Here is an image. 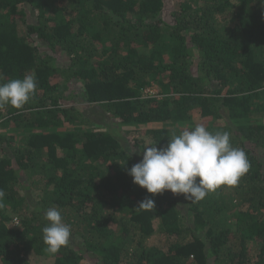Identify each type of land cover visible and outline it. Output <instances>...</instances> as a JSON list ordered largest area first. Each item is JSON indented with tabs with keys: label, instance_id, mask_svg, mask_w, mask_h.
I'll list each match as a JSON object with an SVG mask.
<instances>
[{
	"label": "trees",
	"instance_id": "16d2710c",
	"mask_svg": "<svg viewBox=\"0 0 264 264\" xmlns=\"http://www.w3.org/2000/svg\"><path fill=\"white\" fill-rule=\"evenodd\" d=\"M33 73L23 110L0 108V264H264V0H0V83ZM75 82L100 122L68 106ZM196 124L245 151L237 185L192 202L133 183L147 145ZM49 208L71 226L56 254Z\"/></svg>",
	"mask_w": 264,
	"mask_h": 264
},
{
	"label": "clouds",
	"instance_id": "9594fccd",
	"mask_svg": "<svg viewBox=\"0 0 264 264\" xmlns=\"http://www.w3.org/2000/svg\"><path fill=\"white\" fill-rule=\"evenodd\" d=\"M37 84L34 73L0 83V108L11 106L23 110L35 96ZM249 167L245 151L233 146L229 132L213 133L203 124H196L178 134L173 131L166 146L147 145L142 159L127 171L133 183L153 196L170 190L182 194L185 200L198 202L221 186L237 185ZM4 196L0 189V209L5 207ZM138 208L153 210L155 201L146 197ZM44 216L48 221L42 228L45 251L56 254L69 243L71 226L63 221L56 208L47 209Z\"/></svg>",
	"mask_w": 264,
	"mask_h": 264
},
{
	"label": "rangeland",
	"instance_id": "374dc122",
	"mask_svg": "<svg viewBox=\"0 0 264 264\" xmlns=\"http://www.w3.org/2000/svg\"><path fill=\"white\" fill-rule=\"evenodd\" d=\"M28 18L31 19L32 18V13L30 11H28ZM22 27V26H21ZM57 61L62 65V67H66L69 63L67 62V59L64 56H59V58L57 59ZM79 82H75V83H70L69 84V88L66 91L67 95H68V106L70 105H77L78 107H81V111H83V115L86 117H90L91 120H94L95 122H100V120L102 119V114L101 111L99 110V108H92V106H88L86 108L83 100L81 99V95L82 93H79L78 87H79ZM158 89V87L156 88ZM130 139L126 140V142H128ZM160 240H162V236L161 235H156L153 236L150 240H149V244H159ZM33 264H52L51 262L48 261H42V262H38L35 259L32 260Z\"/></svg>",
	"mask_w": 264,
	"mask_h": 264
},
{
	"label": "built area",
	"instance_id": "2783aa9c",
	"mask_svg": "<svg viewBox=\"0 0 264 264\" xmlns=\"http://www.w3.org/2000/svg\"><path fill=\"white\" fill-rule=\"evenodd\" d=\"M157 86L155 85H150L145 88H142L140 93L143 98H151V97H160V91L159 88L156 89Z\"/></svg>",
	"mask_w": 264,
	"mask_h": 264
}]
</instances>
